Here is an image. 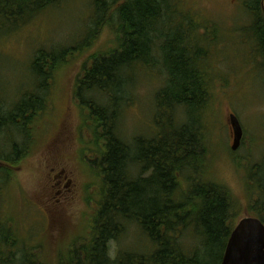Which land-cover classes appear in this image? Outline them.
I'll use <instances>...</instances> for the list:
<instances>
[{
	"label": "rangeland",
	"instance_id": "rangeland-1",
	"mask_svg": "<svg viewBox=\"0 0 264 264\" xmlns=\"http://www.w3.org/2000/svg\"><path fill=\"white\" fill-rule=\"evenodd\" d=\"M101 1L109 7L104 20L106 26L101 28L93 49L75 52L96 29L95 23L99 21L96 3ZM124 1L61 0L36 17L30 11L25 16H16L19 21L0 22V97L7 112L18 101H28L30 94L37 92L36 85L44 81L32 71L41 51L57 54L69 49L74 53L54 73L46 90H39L47 100L46 106L34 123L33 134L26 139V135L17 137L16 143L26 149L27 156L14 168L12 184L0 193V221L14 227L30 243L27 247L23 245L24 249L43 245L36 253L44 264H59L60 255L72 250L67 248L69 243L83 238L87 244L92 236V221L104 187L101 163L105 144L89 117L93 109L90 103L95 108L108 107L107 115L116 118L117 136L131 145L136 139L149 141L161 134L170 118L176 127L197 121L196 114L189 115L187 110L179 108L172 114H163L160 125L157 124L160 119L157 94L168 80L158 51L152 65L138 64L128 73L126 84L115 86L114 100L103 93L78 88L89 57L117 49L116 11ZM247 1L172 0L181 26L190 27L185 22V18H190L196 26L207 27L192 40L202 47L201 65L210 91L209 103L200 113L199 121L208 146L201 178L231 194L236 214L234 228L239 220L255 217L250 206L258 197L256 176L264 182V75L251 37L256 34L250 32L253 19L246 10ZM180 12L186 17H179ZM230 113L237 116L244 130L241 147L236 152L231 149ZM12 144V141L1 143L3 148L7 147L5 155L13 153ZM139 171L135 164L132 174L136 176ZM62 172L72 180L68 191L52 187L54 182L50 178ZM149 176L147 173L144 177ZM4 179L8 180V176ZM194 187L192 182H187L184 192H192ZM126 225L125 232L109 245L113 260L122 252L147 255L151 251L150 240L142 228L136 222ZM185 236L188 249L193 251L198 240L191 239L189 232ZM76 245V248L82 246ZM74 249L66 254L64 264H70V258L86 257V250ZM221 253L217 252V256ZM81 264H85V259Z\"/></svg>",
	"mask_w": 264,
	"mask_h": 264
},
{
	"label": "trees",
	"instance_id": "trees-1",
	"mask_svg": "<svg viewBox=\"0 0 264 264\" xmlns=\"http://www.w3.org/2000/svg\"><path fill=\"white\" fill-rule=\"evenodd\" d=\"M60 1L0 0V22L19 21L16 16H25L30 11L36 17ZM107 4L104 1L96 3L97 27L75 52L86 53L93 49L101 28L106 26ZM245 4L253 19L250 32L256 34L251 37L264 75V0H248ZM180 13L179 17L184 15ZM176 14L172 0H125L116 11L117 49L92 54L78 80L80 90L100 92L114 100L115 86L126 84L128 73L138 64L152 65L158 51L168 80L157 94L160 118L157 124L160 125L163 114H172L179 108L187 110L189 115L196 114L197 121L176 127L170 118L161 134L149 141L136 139L131 145L117 136L116 118L107 115L108 107L95 108L90 103L93 109L89 117L105 144L101 163L104 187L92 221L91 239L87 244H84L85 239L79 238L67 245L72 250L66 254L73 253L75 248L86 250V257L70 258V264H81L82 259L85 264H222L228 240L235 229L236 214L229 191L201 178L208 146L199 121L200 113L209 103L210 91L201 65L202 47L192 40L207 27L196 26V22L184 15L182 18L190 24L184 28ZM53 53L41 51L32 65L36 78L44 80L36 85L38 93L30 94L28 101H18L8 112L1 106L3 98L0 97V193L12 184L14 168L27 156L26 149L16 143L17 137L26 135V139L33 134L34 123L46 106L47 100L39 90H46L54 73L65 66L69 55L74 54L69 49ZM1 141L13 142L11 155L3 153L7 147L3 148ZM197 158L199 165L194 162ZM135 164L140 169L136 176L132 174ZM147 173L150 176L145 178ZM6 176L8 180L4 179ZM187 182L195 186L192 192H184ZM254 185L258 197L251 204V211L264 223V182L256 176ZM129 222H136L142 228L150 240L151 251L147 255L122 252L113 260L109 245L119 239ZM188 232L192 234L191 239L198 240L193 251L186 245ZM29 244L14 227L0 221V264H44L36 253L43 245L36 244L30 250L23 248ZM76 244L82 246L76 248ZM217 252H222L220 257ZM66 254L60 255L59 264L67 261Z\"/></svg>",
	"mask_w": 264,
	"mask_h": 264
},
{
	"label": "water",
	"instance_id": "water-1",
	"mask_svg": "<svg viewBox=\"0 0 264 264\" xmlns=\"http://www.w3.org/2000/svg\"><path fill=\"white\" fill-rule=\"evenodd\" d=\"M233 132V152L241 147L244 130L237 116L229 114ZM222 264H264V223L256 217H246L237 223L225 250Z\"/></svg>",
	"mask_w": 264,
	"mask_h": 264
},
{
	"label": "flooded vegetation",
	"instance_id": "flooded-vegetation-1",
	"mask_svg": "<svg viewBox=\"0 0 264 264\" xmlns=\"http://www.w3.org/2000/svg\"><path fill=\"white\" fill-rule=\"evenodd\" d=\"M54 176V175H53ZM52 182L53 188H58V189H64V190H69V187L71 186L72 180L67 176L64 175L62 172L61 175H55L53 178H50Z\"/></svg>",
	"mask_w": 264,
	"mask_h": 264
}]
</instances>
